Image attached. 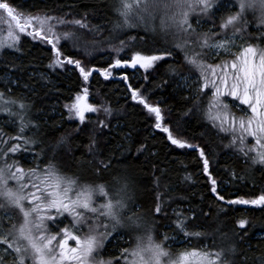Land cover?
<instances>
[{"label":"trees","instance_id":"obj_1","mask_svg":"<svg viewBox=\"0 0 264 264\" xmlns=\"http://www.w3.org/2000/svg\"><path fill=\"white\" fill-rule=\"evenodd\" d=\"M6 2L21 13L60 14L85 19L90 26L99 28L95 35L88 34L87 41L91 44L95 40L96 43H92L95 46L77 50L62 44L64 55L79 59L80 53L88 58L92 75L86 84L74 66L50 68L48 65L53 58L51 47L24 36L16 45L18 50L0 49V92L27 106L25 119L31 123L24 135L32 137L35 143L28 146L31 151L16 154L23 167L39 165L43 169L53 161L62 173L78 177L81 183H106L113 192L127 183V193L131 197L127 214L136 212L142 218V227L122 230V238L111 239L101 250L103 258L119 256L122 248L135 245L136 235H146L151 229L157 242L165 234L180 242L169 245L171 242L168 240L174 253L201 249L205 245L212 251L234 246L236 254L227 256L232 264H264V208L228 205L216 200L199 153L194 149L173 146L167 134L154 127L155 115L149 114L143 105L132 99L130 88L137 90L150 105L160 108L162 126L168 127L174 136L204 149L210 162L209 173L225 198L252 199L264 193V167L253 166L238 153L225 149L224 144L230 136L218 133L205 119L204 110L211 98L210 88L206 90L207 96L200 94L199 110L193 108V101L188 99L198 93L195 85L186 88L182 81L199 74L184 63L183 52L174 47L177 41L175 31L160 32L157 20L154 22L155 31L152 27L145 29L143 26L113 31V23L120 19L114 11L120 6L119 0ZM220 3L223 7L212 19L195 15L190 20L194 23L201 19L205 31H221L219 25L221 17L227 15L224 11L227 7ZM249 20L255 25L254 20ZM252 24L249 30L255 33L256 28L253 29ZM244 35L245 43L250 37L248 33ZM122 40L125 42L123 45ZM165 50H170L172 56L157 62L147 75L127 68L113 69L114 77L108 79L101 75L116 60H129L135 53L162 54ZM206 59L209 63H218L210 61L209 57ZM125 76L126 81L123 79ZM84 88L88 89L89 102L97 111L88 114L83 124H78L68 119L65 105L70 104ZM11 107L19 111L16 106ZM190 108H193L192 112H189ZM236 114L240 115L239 112ZM99 122L106 126L101 127ZM0 129L7 139L17 133L18 126L0 114ZM12 143L16 141L0 147H8ZM93 143L95 147L90 153L89 145ZM100 161H110L111 167L104 170ZM97 168H100L99 174ZM157 195L163 199V212L159 215L154 213ZM177 214L186 220L189 232H202L204 235L186 238L175 229ZM14 218L17 219L16 216ZM241 219L247 221L245 229L238 227ZM4 227H10L7 221Z\"/></svg>","mask_w":264,"mask_h":264},{"label":"snow or ice","instance_id":"obj_2","mask_svg":"<svg viewBox=\"0 0 264 264\" xmlns=\"http://www.w3.org/2000/svg\"><path fill=\"white\" fill-rule=\"evenodd\" d=\"M119 5L114 11L120 19L113 23V31L141 26L145 29L152 27L155 31L154 22L157 19L160 32L167 34L175 29L179 39L174 47L183 52L184 63L199 74L198 79L191 75L187 78L196 85L198 93L195 97H188L193 101V108L199 110L200 94L207 96L206 89L211 86L213 91L204 110L205 119L218 133L230 136V140L224 144L225 149L238 153L253 166L264 167V0H235L234 4L229 0L228 7L224 8L227 15L221 17L219 32L203 30L201 19L193 23L190 17L195 14L212 19L223 7L220 0H119ZM0 10L6 14L8 26L7 36L0 38V49L18 50L16 45L21 35L39 39L51 46L53 58L48 65L50 68L64 69L65 65H73L83 80L88 81L92 72L83 66L81 60L64 55L62 41L79 50L82 43L86 46L89 41L83 32L75 29L95 35L99 31L98 26H90L85 19L67 20L48 13L24 15L6 0H0ZM249 12L253 13L255 33L249 30L252 24L248 19ZM67 24L73 25V28L59 31ZM245 33L250 39L239 46L238 53L232 52L236 38L244 40ZM124 43L122 40L121 44ZM171 56L170 50L154 55L135 53L130 62L116 60L111 67L139 66L147 71L157 61ZM222 56L231 58L221 59L220 63L215 64L206 59ZM110 74L101 72L105 79ZM123 79L126 81L127 77ZM129 90L134 101L143 105L149 114L155 115L154 127L166 133L173 146L194 149L199 153L204 174L209 177L211 193L216 200L228 205L264 208V193L252 199L225 198L218 191L217 181L209 173L210 162L204 149L174 136L168 127L162 126L160 108L150 105L137 90ZM87 97L88 89L84 88L72 103L65 105L69 120L75 119L83 124L85 113L97 111L94 105L87 103ZM11 106H16L19 111ZM26 107L23 102L0 92V114L18 126L17 133L7 139L0 129V145L16 141L8 147H0V264H9V256H13L11 264H28L29 260L31 264H121V261L123 264H232L227 256L236 254L234 246L212 251L205 245L201 249L174 253L167 243L171 237L165 234L157 242L151 229L146 235H136L135 245L122 248L119 256L104 259L101 250L107 242L117 236L122 237V230L142 227V218L136 212L127 214L131 200L127 183L113 192L106 183H81L78 177L62 173L53 161H49L43 169L39 165L27 169L23 167L16 154L31 151L28 146L35 143L32 137L24 135L31 123L25 119ZM99 123L101 127L106 126L103 122ZM31 126L36 127L35 124ZM94 147V143L89 145L90 153ZM100 166L108 170L111 162L100 161ZM96 172L99 174L100 168ZM157 201L154 213L159 215L163 212L160 195H157ZM8 209H16L22 215L23 220L19 225L13 223L11 227H4L5 221L11 219ZM179 215L174 221L176 230L186 238L204 235L202 232H189L186 220L179 218ZM246 223L245 219H241L238 227L245 229ZM70 242H74V245H70Z\"/></svg>","mask_w":264,"mask_h":264},{"label":"rangeland","instance_id":"obj_3","mask_svg":"<svg viewBox=\"0 0 264 264\" xmlns=\"http://www.w3.org/2000/svg\"><path fill=\"white\" fill-rule=\"evenodd\" d=\"M220 2H223L224 3V5L226 6V7H228V5H229V0H220ZM231 2L234 4L235 3V0H231ZM237 11L239 10L238 9V7H237V9H236ZM22 14H24V15H27V14H25V13H22ZM38 14H43V13H38ZM33 15H35V14H33ZM49 15H52V16H57V17H64L65 19H67V20H72V19H75V18H70V17H67V16H63V15H60V14H49ZM0 16H3V19H0V38H2V37H6L7 36V31H8V26H7V23L5 22L6 21V19H7V17H6V14H3L2 13V10H0ZM192 17H195V14H193L192 15ZM202 18V17H201ZM248 18L249 19H252V20H254L253 19V13H251V12H249L248 13ZM157 22L159 23V19H157ZM255 22V21H254ZM202 25V24H201ZM73 28V25H70V24H67V25H64V26H62L60 29H59V31H64V30H67V29H72ZM252 28L253 29H255V25H253L252 24ZM77 32H83V34H84V37H85V39L87 40L88 38H89V36L90 35H88L90 32H87L86 30H81V29H78V28H76L75 29ZM217 30V29H216ZM172 31H175V29H172ZM173 33V32H172ZM229 35H231V33H229ZM28 37V38H30V39H32L30 36H27V35H21L20 37ZM174 37H176L177 39H179V37L176 35V33H174ZM33 40V39H32ZM35 41H38V42H41L42 44H44V45H47L45 42H43V41H40L39 39H37V40H35ZM63 43H66V44H68L67 42H64V41H62V44ZM242 44H244V40H241L239 37H237L236 38V44L235 45H233L232 46V52H234V53H238L239 52V50H240V48H239V46L240 45H242ZM71 48H74V47H72L70 44H68ZM95 46V44H90V43H88L86 46ZM48 46H50V45H48ZM83 43L80 45V47L79 48H81V49H84V47H86ZM51 47V46H50ZM78 57H79V60H81L82 61V64H83V66L87 69V70H89V67H88V58H85L84 56H82L80 53H79V55H78ZM132 58V57H131ZM131 58L129 59V60H126V61H131ZM224 58H231L230 56H228V57H221V58H212V57H209V59H210V61H218V63H220L221 62V59H224ZM124 61H122V63H123ZM157 62H159V61H157ZM156 62V63H157ZM115 63V61L113 62V64ZM155 63V64H156ZM68 66H73V65H65V67H68ZM155 66V65H154ZM154 66L152 67V68H150V69H148L147 71H145L144 69H141V68H139V66H137L136 68H130V67H126V66H123V67H120V68H122V69H124V68H127V69H130V70H140L141 72H142V74L143 75H147L148 73H151L152 72V70H153V68H154ZM113 69H118V68H113V67H109L108 69H106V70H104V71H107V72H109V73H111L110 75H109V77L108 78H110V77H114V70ZM78 70V69H77ZM79 71V70H78ZM90 71V70H89ZM80 73V72H79ZM104 77V76H103ZM194 77L195 78H199V76H195L194 75ZM82 78V77H81ZM188 77H186L182 82H183V85L184 86H186V88L188 87V85H195L194 83H193V81L192 80H190V79H187ZM211 78V77H210ZM82 81L86 84L87 82H85L84 80H83V78H82ZM201 83H202V81H201ZM210 88V92H209V97H211V92L213 91V89L211 88V86L209 87ZM208 88V89H209ZM195 89H196V85H195ZM207 90V89H206ZM80 94H82V91H81V93ZM75 100V98L73 99V101ZM72 101V102H73ZM71 102V103H72ZM87 103H89V104H91L90 102H89V98L87 97ZM234 103H238V102H234ZM241 107H243V106H241ZM90 113H92V112H88V113H85V118H86V116L88 115V114H90ZM74 121H76V122H78V124H80V122L78 121V120H75V119H73ZM10 183H12V182H10ZM14 186V185H13ZM8 213H9V215L11 216V219L10 220H6L7 221V223L10 225V227H11V225L13 224V223H15V224H17V225H19V223H21L22 222V220H23V217H22V215L19 213V211L18 210H16V209H13L12 211H8ZM14 216H16L17 217V219H15L14 218ZM70 217L68 218V221H70ZM67 222V221H66ZM118 237H121V236H118ZM122 238V237H121ZM170 240V242L171 243H169V245H178V244H180V242L179 241H177L176 240V238L175 237H171V239H169ZM70 245H74V242H70ZM11 259L9 260V264H11V260L13 259V256H9ZM28 264H31V261L29 260V262H28Z\"/></svg>","mask_w":264,"mask_h":264}]
</instances>
